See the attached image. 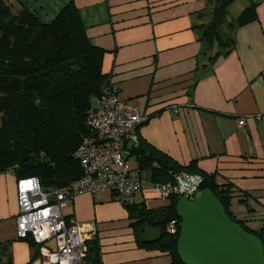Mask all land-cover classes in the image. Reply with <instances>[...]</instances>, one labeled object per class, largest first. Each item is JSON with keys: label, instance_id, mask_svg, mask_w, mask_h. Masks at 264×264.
<instances>
[{"label": "crops", "instance_id": "obj_1", "mask_svg": "<svg viewBox=\"0 0 264 264\" xmlns=\"http://www.w3.org/2000/svg\"><path fill=\"white\" fill-rule=\"evenodd\" d=\"M5 1L50 22L68 0ZM75 2L91 42L105 50L104 74L120 83L122 98L150 115L139 130L141 146L184 165L195 160L218 183H231L234 216L264 230V121L238 127L240 116L264 112V0L255 19L222 29L234 41L227 55H217L218 39L211 46L202 40L214 17L209 0ZM132 157L137 168L130 151L129 163ZM18 180L12 171L0 173V243L9 244L13 264H44L38 245L18 237ZM137 195L149 208L169 203L154 187ZM63 214L95 225L103 264H172L168 252L139 244L129 210L110 192L79 194Z\"/></svg>", "mask_w": 264, "mask_h": 264}, {"label": "trees", "instance_id": "obj_2", "mask_svg": "<svg viewBox=\"0 0 264 264\" xmlns=\"http://www.w3.org/2000/svg\"><path fill=\"white\" fill-rule=\"evenodd\" d=\"M233 1L209 0L214 17L203 26L202 40L211 46L218 39L217 55H227L234 47L233 39L221 32L225 26L242 25L256 18L259 0H250L229 21L228 8ZM104 54L105 50L93 44L87 35L75 0H68L50 22H44L26 7L15 11L0 0V173L12 171L19 180L38 177L44 189L50 191H66L83 175L75 154L90 133L88 111L110 77L103 72ZM130 151L136 154L140 173L142 169H151L154 186L173 181L176 174L183 172L200 175L201 189H211L229 216L259 236L264 245V230H253L234 216L231 183H218L216 175L203 171L195 160L184 165L156 148H143L141 140ZM178 200L172 197L168 204L155 208L137 200L124 205L139 244L168 252L172 264H184L178 254ZM171 222H175V231L168 229ZM148 227L157 228L159 234L144 239L142 233ZM19 239L37 246L30 236ZM96 240L97 236L87 241L88 250L81 264H103ZM0 264H13L8 243H0Z\"/></svg>", "mask_w": 264, "mask_h": 264}, {"label": "built area", "instance_id": "obj_3", "mask_svg": "<svg viewBox=\"0 0 264 264\" xmlns=\"http://www.w3.org/2000/svg\"><path fill=\"white\" fill-rule=\"evenodd\" d=\"M121 85L109 77L103 93L96 97L89 109L86 135L76 151L83 175L65 191L45 190L38 177L18 181L19 213L18 237L30 236L37 243L44 264H81L87 241L97 230L92 223H83L63 214V207L77 195H96L110 192L122 205L133 204L142 188L138 168L131 167L128 153L140 143V127L150 119L147 111L122 98ZM250 119L264 121V112L243 115L238 127L247 129ZM203 178L194 173L175 175L173 181L154 186L158 198L193 199L200 192ZM175 222L168 226L175 231Z\"/></svg>", "mask_w": 264, "mask_h": 264}, {"label": "water", "instance_id": "obj_4", "mask_svg": "<svg viewBox=\"0 0 264 264\" xmlns=\"http://www.w3.org/2000/svg\"><path fill=\"white\" fill-rule=\"evenodd\" d=\"M178 254L184 264H264V245L226 212L209 188L193 199L180 198Z\"/></svg>", "mask_w": 264, "mask_h": 264}, {"label": "rangeland", "instance_id": "obj_5", "mask_svg": "<svg viewBox=\"0 0 264 264\" xmlns=\"http://www.w3.org/2000/svg\"><path fill=\"white\" fill-rule=\"evenodd\" d=\"M248 1L249 0H237L235 3H233L231 6H229L228 16H227L228 19H230L232 17H237L241 13V11L243 10V7H244L243 4L248 3ZM221 32L226 36L224 30H222ZM130 165H131V167L136 166L135 158L132 157L130 159ZM137 168H139V167H137ZM141 176H142V188H143V190L147 191V192H151V190H153V187H154V184L151 180V169L150 168L142 169L141 170ZM136 199H137V197H136ZM144 233H146V234H144ZM142 234L154 238L159 234V230L157 228L148 227L147 232L143 231Z\"/></svg>", "mask_w": 264, "mask_h": 264}]
</instances>
